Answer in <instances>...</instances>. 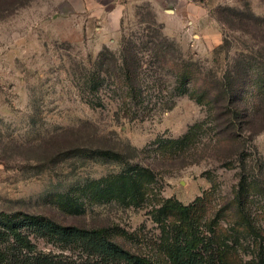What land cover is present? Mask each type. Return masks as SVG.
Returning a JSON list of instances; mask_svg holds the SVG:
<instances>
[{"label":"rangeland","instance_id":"rangeland-1","mask_svg":"<svg viewBox=\"0 0 264 264\" xmlns=\"http://www.w3.org/2000/svg\"><path fill=\"white\" fill-rule=\"evenodd\" d=\"M190 4L197 8L189 13ZM246 4L264 17V0H0V217L23 211L96 227L153 264H173L180 250L212 253L223 264H264V174L248 176L264 166V105L234 130L241 137L228 140L213 109L196 102L193 70L157 71L151 51L139 50L144 67L135 89L119 70L103 74L95 90L82 75L100 71L90 59L105 47L118 52L123 35L139 32L138 11L164 25L171 54L196 62L202 77L222 73L243 51L256 56L257 41L237 20L221 29L215 18L219 7ZM204 9L228 51L216 52L199 38L209 31L191 27ZM247 89L248 106L263 77ZM70 145L120 158L89 160ZM56 156L64 160L51 164Z\"/></svg>","mask_w":264,"mask_h":264},{"label":"trees","instance_id":"trees-1","mask_svg":"<svg viewBox=\"0 0 264 264\" xmlns=\"http://www.w3.org/2000/svg\"><path fill=\"white\" fill-rule=\"evenodd\" d=\"M217 17L212 13L223 28V22L238 21L240 30L252 34L258 43L255 55L242 52V60L236 61L234 67L224 70L222 73L212 75L209 78L202 77L196 62L187 61L181 56L171 54L168 48L174 47L170 39L163 33L164 25L152 20L149 12L138 11L134 17L139 26V32L130 33L129 37L122 36L120 49L114 52L105 47L91 66H99L100 71L92 69L85 74L87 87L93 90L105 84L106 77L111 71H121L125 77L126 85L135 89L142 76L143 64L139 50L151 51L155 60H150L157 71L167 69L172 65L177 70H193L194 81L197 90L196 102H206L208 108L213 109V118L216 128L220 132L223 128L228 130L227 139L232 140L241 137L234 133L236 128L244 129L243 123L250 115L264 105V89L253 97L252 105L245 93L255 76L263 77L264 82V17L255 15L246 4V10L219 7L216 10ZM156 19V18H155ZM125 19L121 20L123 32ZM254 25V31L250 27ZM230 42L223 36L222 43L215 47V51H228ZM248 48V47H246ZM175 49V47L173 48ZM257 58H261L258 60ZM254 61L253 69L250 67ZM104 74V75H103ZM99 75V80L96 78ZM137 78V80H136ZM161 79V77H160ZM185 74L182 75L180 84L184 83ZM243 94V96H242ZM171 104L169 107H172ZM263 127H264V122ZM221 136V133H220ZM70 151L76 149L74 156H84L96 161L100 156L120 158V153L112 149H100L98 147H74L70 145ZM65 151H68L65 149ZM242 154V153H241ZM59 156L51 158V164H57L64 160H58ZM80 158V157H79ZM246 159H240L242 174L246 172ZM258 173L248 174L256 180H262L264 166L258 168ZM178 235H182L180 232ZM34 239H43L57 250H43L38 247ZM173 264H223L216 255L208 252L183 253L181 250L172 256ZM0 264H153L142 255L132 252L122 244L110 238L102 229L96 227L64 224L54 218L40 214L16 211L3 214L0 217Z\"/></svg>","mask_w":264,"mask_h":264},{"label":"crops","instance_id":"crops-1","mask_svg":"<svg viewBox=\"0 0 264 264\" xmlns=\"http://www.w3.org/2000/svg\"><path fill=\"white\" fill-rule=\"evenodd\" d=\"M192 6H194V5H192V4H190V5H187V8H186V10H187V12H191V11H193L195 8H197V6H195V7H192ZM205 10V9H204ZM186 13V12H185ZM185 13H183V14H185ZM206 17V18H210L211 20H212V18H211V14H210V10H205L204 11V13L203 14H201L200 16H198V17H196L193 21H191L190 22V24H191V27H194V25H195V27H200V29H203L202 30V32H205V31H209L208 33H204V35H202V34H199V38L201 39V38H203V36H206L207 38H208V42L210 41V45H212V47H217V46H219L221 43H222V41H223V36H222V34L220 33V30L218 29V24H216V21H214V20H212V23H210V24H214L215 26H216V28L215 27H213L212 25L210 26L209 24H202V22H200L201 21V18H203V17ZM182 17V16H181ZM167 22V21H166ZM165 22V23H166ZM168 23V22H167ZM167 23H166V25H167ZM212 27V28H211ZM216 29V30H215ZM214 32H216V33H214ZM214 33V34H213Z\"/></svg>","mask_w":264,"mask_h":264}]
</instances>
